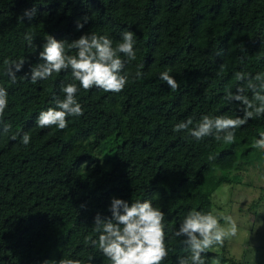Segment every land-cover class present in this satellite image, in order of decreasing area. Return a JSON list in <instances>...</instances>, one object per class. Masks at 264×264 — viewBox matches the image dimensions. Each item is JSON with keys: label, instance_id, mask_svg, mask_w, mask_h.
Listing matches in <instances>:
<instances>
[{"label": "trees", "instance_id": "1", "mask_svg": "<svg viewBox=\"0 0 264 264\" xmlns=\"http://www.w3.org/2000/svg\"><path fill=\"white\" fill-rule=\"evenodd\" d=\"M34 7L30 22L18 19ZM84 16L89 21L77 30ZM125 30L135 33L137 49L135 61L121 54L130 74L125 89H81L83 116L68 117L64 130L39 128V112L54 107L55 98H63L61 84L72 81L70 70L36 84L20 79L40 62L45 36L71 41L95 32L115 46ZM29 32L36 47L23 39ZM6 58L27 60L15 84L5 75ZM140 64L144 75L133 81ZM168 69L180 85L175 92L159 78ZM241 71L264 72V0H0V85L9 93L0 122V264L61 258L88 264L89 256L91 264H110L84 238L98 237L94 217L111 216L114 196L130 203L148 199L161 208L169 247L164 264H177L189 253L183 238H171L172 230L193 208L211 210L221 184H243L238 170H259L264 160V151L253 146L264 132V116L237 129L233 144L172 131L188 117L194 126L206 114L242 115V105L223 99L246 85L235 79ZM4 123L12 124L9 133ZM24 133L31 136L28 146L21 143ZM202 256L205 264L225 258L213 249ZM227 261L232 264L231 257Z\"/></svg>", "mask_w": 264, "mask_h": 264}, {"label": "clouds", "instance_id": "2", "mask_svg": "<svg viewBox=\"0 0 264 264\" xmlns=\"http://www.w3.org/2000/svg\"><path fill=\"white\" fill-rule=\"evenodd\" d=\"M36 15V8L26 9L18 17L20 21L25 18L30 22ZM82 21V22H81ZM89 17L84 16L77 20V30L83 29L88 23ZM23 39L29 47L35 46L33 34L26 33ZM45 43L39 51L40 62L31 65L29 72L20 77L22 80L30 79L32 84L47 80L53 73L71 71L72 81L61 84L63 98L56 97L54 107H48L39 112L36 124L39 128H57L64 130L68 127V117H81L84 110L77 99L78 92L83 89L90 91L93 88L101 89L106 93H120L129 83L130 74L125 72L126 61L137 59L135 33L125 30L121 34L120 41L113 45V40L108 35H100L95 32L85 33L78 39H56L47 34ZM36 47V46H35ZM75 50V54H70ZM122 54V55H121ZM27 62L26 58L18 60L4 59L5 75L10 82H17V74ZM143 64L137 66L132 76L133 81L143 77ZM224 66H222L223 69ZM171 69L162 71L159 78L166 82L171 91L180 88L178 81L170 74ZM237 81H246L245 86L237 87L235 92L228 91L223 99L226 103L242 105L239 109L242 115L235 117L221 114L202 115L193 126L194 120L188 117L175 124L172 131L184 132L196 141H202L205 137H213L224 144L236 142L235 131L250 119L264 116V72L257 73L254 77L250 73H235ZM78 82V83H77ZM251 91L252 96L246 94ZM9 93L6 87L0 85V122L3 121L5 111L9 104ZM3 132L12 130L11 123L3 124ZM19 132L11 136L17 139ZM259 138L254 141V147L264 151V132H260ZM31 136L24 133L21 143L28 146ZM208 159L214 160V155ZM85 205H81L84 208ZM111 216H102L97 213L94 217L92 230L98 234L96 239L91 235L84 238V243L99 249L110 264H164L168 258V231L165 223V213L159 206H155L151 200H135L131 203L127 200L111 198L108 209ZM221 220L225 223L221 224ZM239 226L231 216H226L211 209L207 212L193 208L184 216L179 227L172 230V239L183 238L188 255L177 258V264H205L202 254L207 253L214 246H223L228 238L238 235ZM93 256H89L88 264H91ZM42 264H49L48 260ZM51 264H85L81 259L61 258L59 261H51ZM219 264V261H216Z\"/></svg>", "mask_w": 264, "mask_h": 264}, {"label": "rangeland", "instance_id": "3", "mask_svg": "<svg viewBox=\"0 0 264 264\" xmlns=\"http://www.w3.org/2000/svg\"><path fill=\"white\" fill-rule=\"evenodd\" d=\"M237 173L243 184H221L211 200L212 209L236 220L239 232L212 249L225 257L219 264H229V257L232 264H264V160L259 170L245 166Z\"/></svg>", "mask_w": 264, "mask_h": 264}]
</instances>
